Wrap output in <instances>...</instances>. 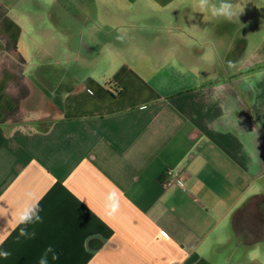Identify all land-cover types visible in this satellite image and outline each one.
<instances>
[{
    "label": "crops",
    "instance_id": "1",
    "mask_svg": "<svg viewBox=\"0 0 264 264\" xmlns=\"http://www.w3.org/2000/svg\"><path fill=\"white\" fill-rule=\"evenodd\" d=\"M259 215L264 0H0V264H264Z\"/></svg>",
    "mask_w": 264,
    "mask_h": 264
},
{
    "label": "rangeland",
    "instance_id": "2",
    "mask_svg": "<svg viewBox=\"0 0 264 264\" xmlns=\"http://www.w3.org/2000/svg\"><path fill=\"white\" fill-rule=\"evenodd\" d=\"M82 40V39H81ZM85 43V41H83ZM102 67V66H100ZM101 70V69H100ZM260 218V219H259ZM253 221L250 223L251 229L250 231H245L244 227L242 228V232L240 230L237 231L238 236H240L243 240L247 241V243L254 240L256 243V246L249 249L248 253L250 257L259 256L261 254L260 247H264V225L262 223L264 222V219H262L261 215L258 217H250V220ZM242 251V250H241Z\"/></svg>",
    "mask_w": 264,
    "mask_h": 264
},
{
    "label": "clouds",
    "instance_id": "3",
    "mask_svg": "<svg viewBox=\"0 0 264 264\" xmlns=\"http://www.w3.org/2000/svg\"><path fill=\"white\" fill-rule=\"evenodd\" d=\"M206 4H207V0H200L201 7H204ZM230 8L231 6L228 3H221L219 9L214 11H216L220 15H224L230 18L232 15ZM109 201H113V203L111 204V211L115 212L116 209L118 208V204L114 202V196L110 195ZM40 221H41V217L38 215V211L36 207H30L18 216L19 223H30V222H40ZM20 234L25 235L26 233L24 231H21ZM0 255H3L5 258H7L9 253L4 252V253H0Z\"/></svg>",
    "mask_w": 264,
    "mask_h": 264
},
{
    "label": "built area",
    "instance_id": "4",
    "mask_svg": "<svg viewBox=\"0 0 264 264\" xmlns=\"http://www.w3.org/2000/svg\"><path fill=\"white\" fill-rule=\"evenodd\" d=\"M173 182H175L176 184H178V185L181 186V184H180L179 182H177V181H173V180H170L169 182H167V184L169 185V184H171V183H173Z\"/></svg>",
    "mask_w": 264,
    "mask_h": 264
}]
</instances>
